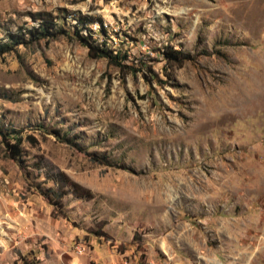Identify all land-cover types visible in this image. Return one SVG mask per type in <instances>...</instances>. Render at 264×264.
<instances>
[{
    "label": "rangeland",
    "instance_id": "rangeland-1",
    "mask_svg": "<svg viewBox=\"0 0 264 264\" xmlns=\"http://www.w3.org/2000/svg\"><path fill=\"white\" fill-rule=\"evenodd\" d=\"M36 13L68 37L0 56V122L37 140L0 142V264H264V0H0V38ZM58 172L90 197L53 204Z\"/></svg>",
    "mask_w": 264,
    "mask_h": 264
},
{
    "label": "trees",
    "instance_id": "trees-1",
    "mask_svg": "<svg viewBox=\"0 0 264 264\" xmlns=\"http://www.w3.org/2000/svg\"><path fill=\"white\" fill-rule=\"evenodd\" d=\"M67 17L64 14H57L52 16L51 14L36 13L33 15L34 20H38L37 26H32L30 28H18L15 32L6 31L3 38H0V56L17 51L19 46H28L40 39L54 40L58 37H68L66 30H63V23ZM77 23L84 25L91 24L94 21H99L100 19L91 18L89 16H84L76 18ZM1 29V27H0ZM78 35V31L75 32ZM86 42L88 49V54L92 58H104L107 60L109 65L118 67L125 71L135 72L132 66H129L122 61L126 56L120 57V54L113 55L106 48H102L94 45L93 41L88 38H83ZM165 58V64L167 67L173 68L174 66L180 67L184 62L190 61V56L184 54L180 51L174 50L172 48H164L161 53ZM39 129L43 127L39 126ZM55 136H58V132L51 130ZM0 142L4 146V151L9 159L19 161L22 163V145L24 142H28L30 145H35L37 143L36 138L33 135H23L20 130H15L12 128L4 129L0 122ZM95 161L100 162L101 160L97 158H92ZM102 162V161H101ZM58 177L63 181L61 184V193L57 196V199L53 204L58 205L60 200L67 195L69 192L77 196H83L85 198L90 197V191L81 189L79 185L71 182L70 179L62 172H58ZM48 176V174H47ZM49 177V176H48ZM84 192L80 193V192ZM44 194V193H43ZM46 195V193H45Z\"/></svg>",
    "mask_w": 264,
    "mask_h": 264
}]
</instances>
